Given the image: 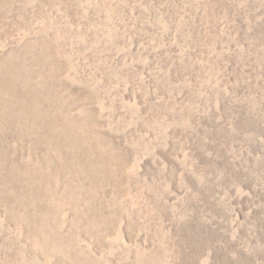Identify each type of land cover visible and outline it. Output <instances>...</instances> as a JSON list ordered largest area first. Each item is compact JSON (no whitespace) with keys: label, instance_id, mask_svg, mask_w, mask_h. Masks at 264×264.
Listing matches in <instances>:
<instances>
[{"label":"rangeland","instance_id":"rangeland-1","mask_svg":"<svg viewBox=\"0 0 264 264\" xmlns=\"http://www.w3.org/2000/svg\"><path fill=\"white\" fill-rule=\"evenodd\" d=\"M0 264H264V0H0Z\"/></svg>","mask_w":264,"mask_h":264}]
</instances>
